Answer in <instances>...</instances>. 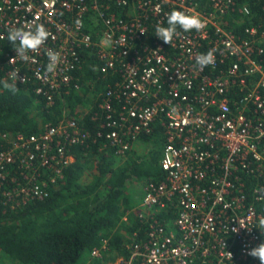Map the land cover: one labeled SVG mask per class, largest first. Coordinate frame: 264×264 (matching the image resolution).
<instances>
[{
    "label": "built area",
    "instance_id": "1",
    "mask_svg": "<svg viewBox=\"0 0 264 264\" xmlns=\"http://www.w3.org/2000/svg\"><path fill=\"white\" fill-rule=\"evenodd\" d=\"M173 9L198 14L206 27H178L165 44L155 29ZM235 11L241 19L232 24ZM34 23L49 38L27 61L4 50L2 80L18 71L25 82L17 84L32 82L53 103L81 88L89 49L118 79L91 114L96 135L67 116L31 135H2L0 199L12 207L43 199L74 160L72 145L103 138L123 155L158 121L164 179L145 185L146 235L135 233L115 264H260L246 250L264 241L256 219L264 215V0H0V43L10 27ZM48 50L61 55L53 73ZM208 50L215 62L201 69L195 58ZM168 205L175 218L165 222L158 213ZM108 251L104 242L91 255Z\"/></svg>",
    "mask_w": 264,
    "mask_h": 264
},
{
    "label": "trees",
    "instance_id": "2",
    "mask_svg": "<svg viewBox=\"0 0 264 264\" xmlns=\"http://www.w3.org/2000/svg\"><path fill=\"white\" fill-rule=\"evenodd\" d=\"M228 19L233 24L241 15L235 11ZM12 47L8 40L0 43V61L4 50ZM101 64L94 50H87L77 73L81 88L57 96L53 103L38 94L32 82L17 84L15 94L0 85V150L9 145L3 134L31 135L66 116L79 119L84 129L98 134L100 127L91 114L99 111L103 92L118 79L116 72L102 73ZM164 141V127L157 121L123 155L103 138L74 144L70 151L75 158L61 178L49 183L48 196L16 207L0 199V264H77L104 242L109 251L91 257L90 264L115 262L127 255L134 234L144 237L147 232L140 203L136 205L131 190L134 185L164 179L160 165ZM158 215L171 221L175 209L168 205Z\"/></svg>",
    "mask_w": 264,
    "mask_h": 264
},
{
    "label": "clouds",
    "instance_id": "3",
    "mask_svg": "<svg viewBox=\"0 0 264 264\" xmlns=\"http://www.w3.org/2000/svg\"><path fill=\"white\" fill-rule=\"evenodd\" d=\"M78 25L81 21L76 22ZM166 24L157 25L155 29V36L162 40L165 44L171 45L173 38L179 33L177 28L179 27L184 32H190L195 30L200 32L206 27L204 20L198 14H188L182 10L173 9L169 14H167ZM50 32L46 29L43 24L34 23L31 27H10L8 29L7 40L13 46L16 53L15 58H19L23 61L30 59L29 53L36 52L49 38ZM48 64L46 65V72L53 73L56 70L57 65L61 62V55L57 51L48 50L47 51ZM10 60V61H11ZM196 64L203 69L206 66L212 65L215 62V56L212 50H208L207 53L198 54L195 58ZM18 71H14L10 74L9 83L7 80L0 81L3 89L8 90L15 94L19 89L17 87L16 81L18 79L21 83H24V78L18 76ZM258 229L264 234V215L256 218ZM233 231H238V229H233ZM246 255L258 259L260 264H264V241L258 245L251 247L246 250Z\"/></svg>",
    "mask_w": 264,
    "mask_h": 264
},
{
    "label": "rangeland",
    "instance_id": "4",
    "mask_svg": "<svg viewBox=\"0 0 264 264\" xmlns=\"http://www.w3.org/2000/svg\"><path fill=\"white\" fill-rule=\"evenodd\" d=\"M145 191V186L144 185H134L132 187L131 193L134 197V200L136 201V205L139 204L141 202V199L143 197V192ZM91 257H93L92 255L90 256V254H84L80 260L78 261L77 264H90L91 262ZM117 261V260H116ZM115 262H105V264H115Z\"/></svg>",
    "mask_w": 264,
    "mask_h": 264
}]
</instances>
